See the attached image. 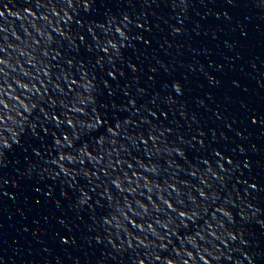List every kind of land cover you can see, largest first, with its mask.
I'll list each match as a JSON object with an SVG mask.
<instances>
[{
    "label": "water",
    "instance_id": "1",
    "mask_svg": "<svg viewBox=\"0 0 264 264\" xmlns=\"http://www.w3.org/2000/svg\"><path fill=\"white\" fill-rule=\"evenodd\" d=\"M74 6L76 11L67 0H0V138L11 143L29 120L20 143L4 149L0 160V264H264V225L258 223L264 220V123H252L254 117L264 121V0H93L88 9ZM124 14L131 21L125 29L128 40L109 64L88 29L101 40L104 33L96 25L107 28L110 17L119 21ZM98 56L105 57L103 67L96 64ZM175 83L181 94L171 87ZM129 98L141 108L139 115L136 108L124 110L131 107ZM92 109L107 123L77 127L81 140L75 142L69 122L90 123ZM50 110L64 121L60 129L45 122L44 112ZM143 116L154 127L173 131L147 151L143 145L133 147L135 139L126 140L141 136L133 126L116 139L115 151L105 144L102 163L113 164L124 190L114 195L112 205L99 195L102 186L89 190L88 204H79V188L89 185L83 175L76 187L63 173L53 179L58 169L51 160L58 152L52 133L69 136L77 154L83 144L95 155V141L109 139L107 127L130 117L142 124ZM167 147L181 148L184 156L170 155ZM216 151L226 158L222 163L231 177L217 189V205L230 194L233 202L228 205L231 221L218 214L223 227L212 219L217 205L198 196L202 170L190 175L193 168H207L205 159L215 168ZM107 153L114 159L118 154V164ZM85 165L90 167L88 161ZM85 165L65 163L64 168L76 173ZM253 183L258 191L245 194ZM249 203L261 210L258 217ZM109 214L113 219L105 225L102 217ZM225 229L237 239H229ZM97 236L103 238L99 243Z\"/></svg>",
    "mask_w": 264,
    "mask_h": 264
},
{
    "label": "snow or ice",
    "instance_id": "2",
    "mask_svg": "<svg viewBox=\"0 0 264 264\" xmlns=\"http://www.w3.org/2000/svg\"><path fill=\"white\" fill-rule=\"evenodd\" d=\"M68 6L71 10L76 11V8L74 5H82L84 9H88L92 3L93 0H67ZM71 20V17H68L67 20H65V24L68 23V21ZM77 23H80V21H77ZM131 23V21L129 20V16L128 14H124L123 18L120 19L119 21H117L115 19V21L112 20V17L109 18L108 20V27L104 28V27H100L98 25H96L97 28H100L101 31L104 33L103 37H101V40H97L96 37L98 36L96 31L93 32V28L89 27L88 31L92 34V40L95 41V46L97 49H99L100 51H102L105 56H107V60L109 64L113 63V54H115V56H119L120 55V49L121 47H123L125 45V43L128 40V36L125 35V29L128 28L129 24ZM115 25H118L116 27H114ZM136 27L138 28H143L144 25L137 23ZM123 28L124 31H120V29ZM176 32H179L180 29H175ZM109 33L111 34L109 36ZM65 39H67V37H65ZM81 43L85 42V37L84 36H80L79 37ZM115 39L116 43H111V40ZM102 41H104L102 43ZM145 43H147V41H145ZM92 46L89 45V51H92ZM104 56H98L96 58V64L100 65L101 67H103L104 64ZM81 67H83V65H81ZM135 71V68L133 69ZM108 76L112 77V79H116V75L114 71H109L107 73ZM171 87L174 88L175 92L177 94H181L182 93V88L180 86L179 83H175L173 84ZM126 96H128L129 94L126 92L125 93ZM169 100H171V97L168 98ZM46 102H48L49 104L54 105L53 101L47 100ZM92 103H95L94 101ZM155 103V101H154ZM127 105H130L131 107L125 106L124 110L125 111H130L131 108H136V113L135 115H139V113L141 112V108L137 107V102L134 98H129L127 101ZM33 109H36L37 106L33 105L32 106ZM145 111H149V116L150 117H157L158 113L157 111L154 110H148V109H144ZM25 113H27L29 116L32 113L28 112V109H24ZM43 111V109H42ZM92 120L90 123H87L86 125H72L70 122L68 124V129H70V135L73 137V139L75 140V142L80 141L81 140V135H77L76 134V128L79 127V129H83V128H87V129H97L101 126H104L107 122L105 120L102 119L101 115L97 114V112L95 111V109H92ZM60 114L56 111H52L50 110L49 112L45 113L44 112V116H45V122H51L52 124H54L56 129H60L62 124L64 123V121L62 119H58L57 117ZM160 115H163L165 117V119H167V113L166 112H161ZM149 116H143L142 118V124H137V122L135 120H133L131 117L128 120H122L123 123H116L114 127H107V136H108V140L105 141L103 139V137L101 138V140L99 141H95V145L96 147L92 149V152H95V155H91L89 153L88 150V146L87 145H80L82 146V150L77 154L76 153V149L73 147V145L71 143H69V136H65L63 135V138L61 139L56 138L55 134L52 133V137L53 139H55V143L57 145V158L56 160H51V164L56 165V169L58 170H54L52 171V176L53 179H59L61 176V173H63L64 177H71V179L69 180V183L73 185V187H76L75 185V180L77 177L83 175L84 177L89 178V185H88V190H86V188L84 186H81L79 188L80 191V199H79V204L84 205V204H88L89 200L92 199V197L89 195V190L92 192H96L97 189L101 188L102 186V191L99 193L100 196H103L106 198V200L112 205L113 204V200H114V195L118 194V193H122L124 190L122 188H120V185L118 183H116V176L113 175V172L115 171V169L113 168V164L109 163V164H105L102 163V161H104L105 157L104 155H102L101 153L103 152V149L105 147V144L111 145L113 150L115 151V149L118 147V145L115 143L116 139L119 138V136L123 135L124 131L129 129V126H133L135 131L137 129H139L141 131V136L139 137H125L126 140H131V139H135L136 143L133 144V147H136L137 144L139 145H143L145 148V151H147V147L149 144H151L152 147H156L158 144L161 145L162 142V138L168 133L173 131L172 129H163L161 130V127L159 125H156L155 127L153 126V121L149 118ZM131 121H135L136 123H131ZM252 123L256 124V123H264V121H260L258 117H254L252 119ZM25 125H29V120H24V123L21 124L20 126V133L21 135L25 133ZM147 126V128H145L144 126ZM31 129H32V135H35V130H36V124L32 123L31 125ZM115 128L116 131L113 132L112 129ZM50 129L45 128V132H49ZM21 135L19 138L13 137L11 140V143H7L4 141L3 138H0V160L3 159L4 157V149H11L13 144H19L20 143V139H21ZM201 136L204 135L203 132L200 133ZM193 140H197V137H193ZM181 143H184V138L180 137ZM61 141L63 143H61ZM199 143L203 144L202 140L198 141ZM77 144V143H76ZM96 148H99V151H96ZM181 148L176 147H167L166 150L167 152L171 155V153L175 152L177 154H179L181 157L184 156V152L180 151ZM123 150V149H122ZM160 151H165L164 147H161L159 149ZM34 151L36 152V155L39 156L40 153L39 151H36L34 149ZM62 151H67L69 153H72L71 156H64L62 154H60ZM215 157H218L219 159H216V167L214 168L212 166V163H209L210 160L205 159L202 161V163L204 165H207L206 169H200V168H193L191 170L190 175L192 177H196L197 171H201L202 170V175L200 176V184H201V190H198V196L200 199H202L205 202H211L212 204L217 205V201H219L221 199L220 194L217 195L218 192V187H222L226 184L227 180L231 179V177L228 175V170L225 169L224 167V163H222V161H224L226 158L224 156L221 155V153L219 151L214 152ZM107 156L109 157L110 160L113 161V163H117L119 162V155L117 154L115 156V159L112 156V153H107ZM97 157H99V159H97ZM85 161H88L90 164V167L85 165ZM170 163L169 166H172L175 162L170 158L169 159ZM68 163V164H77L79 163L80 165H85L83 168H79V171L76 173L71 172V170H65L64 168V164ZM227 163L229 165L233 164V161L231 159H227ZM245 167H248L249 165L247 163H245L244 165ZM87 168L88 171H85L84 169ZM92 169H95V171H93ZM44 171H49V169H44ZM106 178V180H105ZM239 183V181H238ZM243 183L247 184V181H243ZM94 185V186H93ZM113 187L117 190V191H113ZM233 187L235 188V185H233ZM111 189V191H110ZM249 189L251 191H249ZM252 191H258V186L257 184L253 183V184H249L248 185V189H246L245 194L247 195H251ZM49 195H51V191H49L48 193ZM236 195L240 196V192L236 191ZM231 194L229 196V198L225 199L223 203L217 205L214 209L213 212V216L212 219L217 221V225L219 227H223V223H220V215H222L223 217H226L229 221L232 220V213L228 208L229 204H232V200H231ZM39 203V201H38ZM59 201H57V205H59ZM96 205L103 207V204L101 203L100 199L96 200ZM195 203V202H193ZM235 206V205H233ZM169 207H171L169 205ZM197 206L194 210L193 213L195 214V211L198 210ZM248 208L252 209V215L253 217H258L259 213H260V209L255 208L251 203L248 204ZM183 215V214H181ZM241 215L242 217H247V214L241 210ZM105 217H108L107 219ZM217 217L219 219H217ZM111 219H113L111 217V214L109 215H105L104 217H102L103 223L105 225H109ZM188 219H191V217H189ZM61 223L63 224L64 221H61ZM258 223H260L261 225H264V220H258ZM134 227V226H133ZM225 233L226 236L231 239V240H236L237 237L235 235H233L232 232H229L227 229H225ZM102 237L97 236L96 240L97 242H101L102 241ZM202 239V237H201ZM216 239H220L219 236L216 237ZM63 243L67 244L69 243V241L67 239H64L62 241ZM242 243H246L245 241H241ZM109 243H112L111 240H109ZM123 242H121L122 244ZM113 247L115 248V245L113 244ZM128 247H131V243H129ZM207 255L212 256L211 253H207ZM203 261V257L200 258ZM213 259H217L216 257H213ZM245 259H249V257L247 255H245ZM204 264H207V262L205 261Z\"/></svg>",
    "mask_w": 264,
    "mask_h": 264
}]
</instances>
